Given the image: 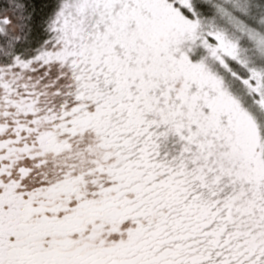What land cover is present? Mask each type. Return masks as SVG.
<instances>
[{"label": "snow or ice", "instance_id": "1", "mask_svg": "<svg viewBox=\"0 0 264 264\" xmlns=\"http://www.w3.org/2000/svg\"><path fill=\"white\" fill-rule=\"evenodd\" d=\"M0 264H264V0H0Z\"/></svg>", "mask_w": 264, "mask_h": 264}]
</instances>
